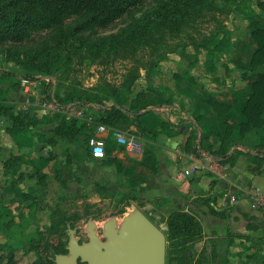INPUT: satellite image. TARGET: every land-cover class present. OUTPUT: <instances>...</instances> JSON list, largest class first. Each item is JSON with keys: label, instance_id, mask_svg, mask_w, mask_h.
<instances>
[{"label": "rangeland", "instance_id": "obj_1", "mask_svg": "<svg viewBox=\"0 0 264 264\" xmlns=\"http://www.w3.org/2000/svg\"><path fill=\"white\" fill-rule=\"evenodd\" d=\"M86 16L73 13L61 24L34 30L23 41L0 43V98L10 93L15 111L24 112L20 109L24 75L32 73L39 76L34 81L37 90L47 89L58 102L69 97L93 109L96 102L135 110L146 96L144 83L157 88L169 81L180 84L194 74L199 80L217 82L226 77L234 81L233 74L257 75L250 66L256 48L252 29L264 24V0H145L108 27L96 29L81 28ZM221 30L230 33L233 51L213 60L203 43ZM209 61L211 68L206 66ZM3 116L7 119L8 112L0 110V119ZM10 122H0L6 131L0 149L5 147L12 155L0 161V184L12 183L13 188L4 189L0 201L16 203L17 222L0 224V253L15 244L18 263L33 264L43 242H48L64 244L67 252L61 254L70 255L71 230L80 244L88 243L89 222L94 221L99 239L105 241L109 220L115 218L120 230L125 217L137 210L166 233L164 218L143 209L137 192L111 191L103 179L83 180L77 166L80 150L86 148L84 138L63 136L60 127L31 126L24 139L26 128ZM133 134L142 140V134ZM45 138L57 148L48 157ZM73 142L80 145L77 151ZM9 143L15 145L9 149ZM201 239L181 254L166 252V264H195L197 259L199 264H231L221 239L204 244ZM77 264L89 262L80 258Z\"/></svg>", "mask_w": 264, "mask_h": 264}, {"label": "crops", "instance_id": "obj_2", "mask_svg": "<svg viewBox=\"0 0 264 264\" xmlns=\"http://www.w3.org/2000/svg\"><path fill=\"white\" fill-rule=\"evenodd\" d=\"M232 77L236 80L230 81L226 77V80L221 78L217 82L199 80L194 74L180 84L169 81L157 85V88L144 83L146 97L141 108L151 110L143 113L140 123L131 119L129 125L118 127L125 132L126 137L133 132L142 134L140 138L143 141L132 136L130 138L138 143V150H132L115 137L117 127L107 125V130L99 132L98 124L104 123L96 120L89 123L84 118H78L76 128L60 127L61 134L84 138L86 148L80 150L77 166L83 180L92 179L96 182L103 179L111 191L137 192L144 205L142 208L164 218V225L166 217L175 210L192 212L203 225L201 244L218 238L229 250L227 256L231 264H264V209L253 207L251 192L253 188L264 187V157L249 156L248 153V150H264L263 146H258L259 135L264 133V127L241 131V123L245 120L243 108L250 92L249 84L255 78H242L236 74ZM21 101L20 109L25 113L28 109L22 92ZM91 110L96 118L97 109L91 107ZM32 113L39 118L32 126L41 130L58 128L55 117H40L34 111ZM7 119L12 124V120ZM7 119L3 116L1 124ZM13 125L16 126L14 122ZM0 127L2 145L6 131ZM229 127L230 132L227 133ZM26 130L22 131L24 139ZM89 134L105 138L104 158L98 159L91 155L87 142ZM192 135L195 136L193 141ZM10 138L17 144L15 137ZM47 140H44L47 146L45 157L57 149ZM201 140L214 150L227 144L231 152L236 153L237 160L233 165L220 162L227 166L224 177L199 169L200 162L207 160V156L218 161L211 154L198 155L189 144L190 141L200 145ZM38 141L43 142L39 137ZM8 145L9 149L14 146L12 143ZM79 146L73 142L75 151ZM1 153L5 156L0 159L2 163L12 156L5 152V147L0 149ZM35 159L32 157L33 164ZM11 185L0 184V199L4 189L13 188ZM201 197L210 199H197ZM7 205L15 208L16 212V203ZM198 213L203 217L200 218Z\"/></svg>", "mask_w": 264, "mask_h": 264}, {"label": "trees", "instance_id": "obj_3", "mask_svg": "<svg viewBox=\"0 0 264 264\" xmlns=\"http://www.w3.org/2000/svg\"><path fill=\"white\" fill-rule=\"evenodd\" d=\"M145 0H0V43L7 41L20 42L31 37L36 29L47 28L61 24L64 19L73 13L83 12L87 16L81 22L83 29L106 28L123 16L130 9L135 8ZM252 36L256 42V48L250 59V66L257 70V76L249 84L246 104L243 108L245 120L241 123V131L245 132L252 128L264 127V24L254 25ZM211 59H218L222 54H229L233 51L232 38L228 30H221L215 36H210L203 43ZM194 57L196 54L193 55ZM207 67H212V63L206 62ZM4 74L13 75L8 71ZM26 80H36L38 75L27 73L24 75ZM134 78H137L135 76ZM192 80V78H191ZM2 91H0L1 94ZM45 95L50 98L48 90ZM145 95V94H143ZM146 97V96H145ZM145 97L138 103L135 110L120 106L118 104L106 105L93 102L97 109L95 120L98 123H104L111 127L127 126L131 122V116L140 123L143 113L150 111L147 107L141 108ZM11 95L6 92L3 98H0V110L8 112L15 125L29 128L39 121L31 110L16 112L15 105L10 104ZM62 104L77 102L72 98L61 100ZM86 103V102H82ZM144 109V111H142ZM57 127L76 128L78 119L69 121L60 116H55ZM230 132V127L227 133ZM92 134L88 135L91 136ZM195 136L192 135V139ZM260 144L264 147V133L259 135ZM88 142V139H87ZM193 150L202 154H211L223 164L233 165L237 160V155L231 152V147L227 144L220 149L214 150L210 144L201 140L200 145L190 142ZM256 152L248 150L249 156L264 157V150ZM198 200H209L210 197L197 198ZM15 210L5 203L0 204V224L14 225L17 222ZM167 224V253L170 255L181 254L189 246H193L203 235V225L198 217L189 211L175 210L166 217ZM8 249L0 253V264H19L16 251L18 246L10 244ZM67 247L62 243L43 242L38 254L39 259L33 264H55V258L58 254L66 253ZM195 264H199L198 259Z\"/></svg>", "mask_w": 264, "mask_h": 264}, {"label": "water", "instance_id": "obj_4", "mask_svg": "<svg viewBox=\"0 0 264 264\" xmlns=\"http://www.w3.org/2000/svg\"><path fill=\"white\" fill-rule=\"evenodd\" d=\"M116 219L105 224L107 240L99 239L95 222L90 221V241L80 244L71 230L70 255L58 254L55 264H166V233L137 210L125 217L119 230Z\"/></svg>", "mask_w": 264, "mask_h": 264}, {"label": "built area", "instance_id": "obj_5", "mask_svg": "<svg viewBox=\"0 0 264 264\" xmlns=\"http://www.w3.org/2000/svg\"><path fill=\"white\" fill-rule=\"evenodd\" d=\"M35 80H26L23 82L22 95L24 96V102L26 109L34 111L38 116H60L66 119H78L84 118L89 123L95 121V115L91 110L90 104L81 102H70L62 104L51 98H48L44 93L37 90ZM108 129L105 124H98L97 130L103 132ZM115 137L123 143H126L132 150H138L139 145L133 139H127L125 132L116 128L114 131ZM88 145L91 155L94 158H104L106 156V140L104 137L91 135L88 138ZM207 160H202L199 165L200 170L210 171L214 174L224 177L226 165L221 164L219 161L212 159L210 156L206 157ZM253 207L264 209V187L252 189Z\"/></svg>", "mask_w": 264, "mask_h": 264}]
</instances>
